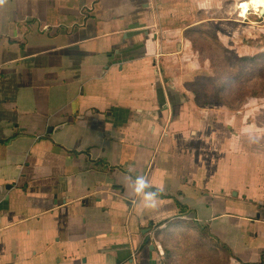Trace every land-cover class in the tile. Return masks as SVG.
Listing matches in <instances>:
<instances>
[{"label":"crops","instance_id":"crops-1","mask_svg":"<svg viewBox=\"0 0 264 264\" xmlns=\"http://www.w3.org/2000/svg\"><path fill=\"white\" fill-rule=\"evenodd\" d=\"M126 1L0 3V264H137L150 239L188 264L161 235L202 199L264 224L262 137L259 157L237 143L243 126L221 131L199 108L196 64L173 62L162 31L174 11ZM141 176L155 207L135 191ZM243 242L264 264V233Z\"/></svg>","mask_w":264,"mask_h":264},{"label":"rangeland","instance_id":"rangeland-1","mask_svg":"<svg viewBox=\"0 0 264 264\" xmlns=\"http://www.w3.org/2000/svg\"><path fill=\"white\" fill-rule=\"evenodd\" d=\"M134 1L127 0L125 4L130 5ZM242 1L249 2L159 0L156 7L159 9L165 5L169 13L174 11L171 20L163 23L162 31L175 45L170 57L173 62L179 59L178 65L183 71L190 69V62L196 64L190 88H194L197 103L202 106L199 108L212 110L218 116L217 120L222 123L221 131L232 130L235 133L242 126V130L249 127L259 130L254 136L243 130L236 141L245 147L251 145L260 157V136L264 141V12H258L256 6H253L255 9L251 6L246 14L240 9ZM236 56L256 58L245 61ZM179 71L173 69V77ZM219 140L221 146L222 139ZM257 175L259 188L260 168ZM252 197L260 205V189ZM187 204L193 210L187 221L171 224L175 226L166 235L163 233L161 240L164 241L166 236L176 243V247H184L185 252L189 249L193 258L188 264H239L238 260L260 264V255H255L257 250L245 245L243 240L250 233H258L260 237L264 233V224L259 220L250 222L249 215L229 212L219 202H215L211 209L204 205V199ZM210 214L217 217L216 220L205 221L203 217ZM197 218L200 223L195 222ZM205 226L210 228L212 235L203 229ZM200 229L208 234L201 233ZM211 238L227 247L231 255L219 247L214 248ZM163 248L166 250L162 254L160 248L163 261L171 260L173 255L186 258L185 254L171 250L168 243L163 242ZM179 258L175 262L171 260L172 263L180 264L176 263L182 261Z\"/></svg>","mask_w":264,"mask_h":264},{"label":"bare ground","instance_id":"bare-ground-1","mask_svg":"<svg viewBox=\"0 0 264 264\" xmlns=\"http://www.w3.org/2000/svg\"><path fill=\"white\" fill-rule=\"evenodd\" d=\"M253 5L256 6L260 12H264V0H250L249 2L242 1V8L246 14L249 11V7ZM140 262L141 264H159V258L156 255V250L154 246H146L140 252Z\"/></svg>","mask_w":264,"mask_h":264},{"label":"clouds","instance_id":"clouds-1","mask_svg":"<svg viewBox=\"0 0 264 264\" xmlns=\"http://www.w3.org/2000/svg\"><path fill=\"white\" fill-rule=\"evenodd\" d=\"M0 3H3V0H0ZM136 188L135 191L137 194L144 193L143 195V204L145 208H152L156 206V200L158 192H144L145 188H149L150 185L144 177H137L136 179Z\"/></svg>","mask_w":264,"mask_h":264},{"label":"built area","instance_id":"built-area-1","mask_svg":"<svg viewBox=\"0 0 264 264\" xmlns=\"http://www.w3.org/2000/svg\"><path fill=\"white\" fill-rule=\"evenodd\" d=\"M242 2L240 3V9H243L242 7ZM252 7H253V5H251ZM253 9H255L254 7H253ZM258 9V8H257ZM243 11H244V9H243ZM258 12H260L259 10H258ZM148 237H149V239L151 238V233L149 232L148 234ZM146 246H154V248H155V250H156V255L158 256V258H159V264H164V261H163V259H162V254H161V250H160V248L159 247H157V246H155L154 245V243H153V241L150 239V243L147 245V244H144L143 245V248H141V250H139L138 252H137V254L135 255V260L137 261V264H141V262H140V252L146 247Z\"/></svg>","mask_w":264,"mask_h":264},{"label":"trees","instance_id":"trees-1","mask_svg":"<svg viewBox=\"0 0 264 264\" xmlns=\"http://www.w3.org/2000/svg\"><path fill=\"white\" fill-rule=\"evenodd\" d=\"M247 1H250V0H247ZM188 32H190V31H188ZM236 58L237 59H239V60H245V61H251V60H254L255 58H256V56H246L245 58H238L237 56H236ZM196 100H197V97H196ZM186 222V221H185ZM200 231H202L201 233H203V234H208L207 233V231L206 230H203V229H200ZM211 237V236H210ZM212 240V244H213V247L214 248H217V247H219V248H221L224 252H226V253H228L229 255H230V253H229V251H228V249L226 248V247H224L223 245H221L216 239H214V238H211ZM213 251V250H212ZM239 262V264H252V263H246V262H243V261H238Z\"/></svg>","mask_w":264,"mask_h":264},{"label":"water","instance_id":"water-1","mask_svg":"<svg viewBox=\"0 0 264 264\" xmlns=\"http://www.w3.org/2000/svg\"><path fill=\"white\" fill-rule=\"evenodd\" d=\"M114 59V57L113 58H111L110 60L112 61ZM111 63V62H110ZM205 229H207V230H209V228L208 227H204Z\"/></svg>","mask_w":264,"mask_h":264}]
</instances>
